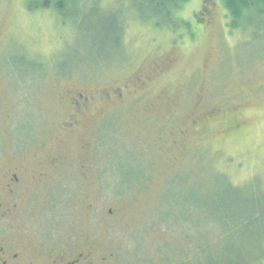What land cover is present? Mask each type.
Here are the masks:
<instances>
[{"label":"rangeland","instance_id":"374dc122","mask_svg":"<svg viewBox=\"0 0 264 264\" xmlns=\"http://www.w3.org/2000/svg\"><path fill=\"white\" fill-rule=\"evenodd\" d=\"M73 2L76 9L66 1L63 13L39 0H0V149L7 156L15 138H29V147L44 138L58 76L93 93L123 88L146 71L153 77L125 106L98 103L105 116L92 127L98 140L90 163L78 156L67 163L59 183L65 196H46L19 216L18 227L65 228L67 237L87 230L113 253L111 264L257 257L264 243V13L253 9L234 28L223 0L168 3L167 20L147 18L155 9L149 0ZM156 100L171 102L178 120L150 108L129 121ZM205 113L166 166L176 123ZM86 135L69 138L68 150ZM82 172L92 178L85 196L76 181Z\"/></svg>","mask_w":264,"mask_h":264},{"label":"flooded vegetation","instance_id":"af4514ba","mask_svg":"<svg viewBox=\"0 0 264 264\" xmlns=\"http://www.w3.org/2000/svg\"><path fill=\"white\" fill-rule=\"evenodd\" d=\"M152 77L153 70L146 71L130 80L123 88L111 91L103 89L96 93L86 90V87L81 89L75 81L67 83L61 76L56 78L51 90L53 113L50 114L51 120L47 125L49 127L45 128L44 138L33 147L24 143L29 138L24 142H18L15 138L8 145L11 149L9 156L5 148L4 151L0 149V264H111L113 253L106 255L104 247L94 241L91 232L85 230L67 237L65 228H56V233H44L36 230L35 225L33 228H25V224L18 227L19 216L26 211H33L36 206L41 207L46 196L48 199L52 194L53 198L57 194L65 196L64 185L59 183L67 176V163L73 162L75 157L78 156L84 167V163H90L91 153L98 140L97 132H93L92 127L105 116V113L101 116L102 112L99 114L96 111L98 103L113 104L116 108L125 106L129 95L145 92ZM156 102L158 104L151 107L143 104L140 109L134 110L129 121L137 119V113L145 114L150 108H161L166 121L178 120L176 108L171 102ZM208 113L213 114V111ZM205 115L200 114L197 119L189 115L187 119L176 123L171 133L175 137L172 138V148L170 146L168 149L166 166H171L183 153L190 129L197 127ZM158 120L160 122V118ZM80 131H89L90 135L85 136L78 150L69 151L66 141ZM34 147L36 152L32 156L23 154L24 150ZM91 180L83 172L76 178L77 187L83 196L88 195L87 188ZM109 214H113L112 209H109ZM28 233L32 235L30 239Z\"/></svg>","mask_w":264,"mask_h":264},{"label":"trees","instance_id":"16d2710c","mask_svg":"<svg viewBox=\"0 0 264 264\" xmlns=\"http://www.w3.org/2000/svg\"><path fill=\"white\" fill-rule=\"evenodd\" d=\"M66 1L70 3L72 7H70L71 10L74 11L76 9V5L73 3V0H39V6L41 8H56L58 11H63L66 9ZM152 2L154 6V13L151 14V17H147L149 19H153L154 17H161L162 20H167L171 13L170 11H165V6L168 3H175L176 5H179L181 3L187 2L189 0H149ZM87 3V2H86ZM223 3L231 17V27L237 28L240 23L244 20L247 13L252 11L253 9H257L256 14H263L264 13V0H223ZM31 4V3H30ZM33 8V7H32ZM73 11H70L73 12ZM250 14L248 17L250 18L253 14ZM73 16L70 15V17H73L75 19L74 14ZM80 17V16H79ZM154 20V19H153ZM156 23H160L159 21H156ZM250 221V220H248ZM259 247H261V251L258 252L257 257L250 260H243L240 259L239 261H233L232 264H264V243L260 244ZM203 247H200L202 249Z\"/></svg>","mask_w":264,"mask_h":264}]
</instances>
